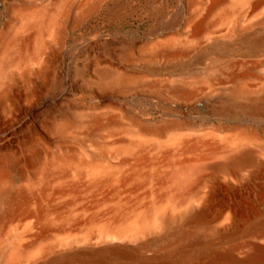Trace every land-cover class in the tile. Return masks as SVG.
Wrapping results in <instances>:
<instances>
[{"label":"bare ground","instance_id":"bare-ground-1","mask_svg":"<svg viewBox=\"0 0 264 264\" xmlns=\"http://www.w3.org/2000/svg\"><path fill=\"white\" fill-rule=\"evenodd\" d=\"M119 1L0 0V264H264V0Z\"/></svg>","mask_w":264,"mask_h":264},{"label":"rangeland","instance_id":"rangeland-1","mask_svg":"<svg viewBox=\"0 0 264 264\" xmlns=\"http://www.w3.org/2000/svg\"><path fill=\"white\" fill-rule=\"evenodd\" d=\"M166 9L169 11L173 10L172 3L169 0H120L116 3H109L95 17H92L80 31H75L70 34L69 40L83 32L94 33L104 30L111 34L117 32L126 33L135 30L147 32L153 26L157 28L161 26V16ZM154 14L157 16L155 15V22H152ZM175 27L176 29H180L182 22L178 21ZM222 28L221 25H218L216 30L219 31ZM168 39L169 37L166 36L161 37V42ZM88 55L85 52L81 57V61L89 62L93 60V57L89 58ZM61 75L63 76L64 74L61 72ZM160 112V110L152 106L148 109V113L157 119H161ZM243 121L248 122V119H243Z\"/></svg>","mask_w":264,"mask_h":264}]
</instances>
